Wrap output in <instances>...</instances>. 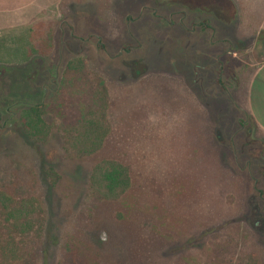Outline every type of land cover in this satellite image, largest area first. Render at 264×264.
Listing matches in <instances>:
<instances>
[{"label": "rangeland", "instance_id": "rangeland-1", "mask_svg": "<svg viewBox=\"0 0 264 264\" xmlns=\"http://www.w3.org/2000/svg\"><path fill=\"white\" fill-rule=\"evenodd\" d=\"M61 4L42 14L39 33L32 27V43L0 34V106L15 112L12 124L0 120V185L35 196L47 215L26 264H215L212 242L230 237L234 253L264 264V135L246 102L264 42L240 39L255 36L264 0ZM74 57L104 79L111 127L95 154L58 161L48 192L20 119ZM40 149L61 151L56 131ZM102 159L131 169L116 201L90 195V169ZM224 254L218 264H230Z\"/></svg>", "mask_w": 264, "mask_h": 264}, {"label": "trees", "instance_id": "trees-1", "mask_svg": "<svg viewBox=\"0 0 264 264\" xmlns=\"http://www.w3.org/2000/svg\"><path fill=\"white\" fill-rule=\"evenodd\" d=\"M39 20L21 32L0 34L11 35L16 41H29L32 27H36L35 33L40 32L35 26L41 24ZM260 36H264V31ZM109 106L104 79L88 68L86 59L74 57L66 62L56 90L45 101L25 107L20 119L21 136L36 151L39 174L48 189L58 182L59 160L86 157L102 148L111 127ZM52 131L58 134L61 151L51 149L42 153L41 144L49 140ZM131 182L129 165L119 159H102L91 166L88 186L94 201H116L126 194ZM45 214L35 196L17 194L0 185V264H26L36 256L47 222ZM220 241L212 242L217 261L226 262L224 253H232L230 264H258L255 256L241 258L234 253L238 248L233 245V238H227V243Z\"/></svg>", "mask_w": 264, "mask_h": 264}, {"label": "crops", "instance_id": "crops-1", "mask_svg": "<svg viewBox=\"0 0 264 264\" xmlns=\"http://www.w3.org/2000/svg\"><path fill=\"white\" fill-rule=\"evenodd\" d=\"M249 1L254 4L261 3V0ZM62 2L63 0H0V32H21L33 21L41 19L42 14L47 16L49 10L54 12L59 9ZM233 5L234 9H237L236 5ZM262 22L255 23L249 30L254 33L253 38L250 36L240 38L247 40L248 47L264 42V36H260L264 31V19ZM246 102L253 123L264 135V59L257 64L250 76Z\"/></svg>", "mask_w": 264, "mask_h": 264}, {"label": "flooded vegetation", "instance_id": "flooded-vegetation-1", "mask_svg": "<svg viewBox=\"0 0 264 264\" xmlns=\"http://www.w3.org/2000/svg\"><path fill=\"white\" fill-rule=\"evenodd\" d=\"M54 78H51L50 81L53 82V79ZM48 91H49V89L47 87H45L44 88V96L47 94ZM16 102L18 103V101H16ZM11 105L12 104L7 103V104H2V106H0V120L1 119H3V120H9V124H12V122L14 120V117H15V112H13V111L10 110ZM27 105L29 106V105H31V103H28ZM7 114H9V116H6ZM4 124L5 123H3V125Z\"/></svg>", "mask_w": 264, "mask_h": 264}]
</instances>
